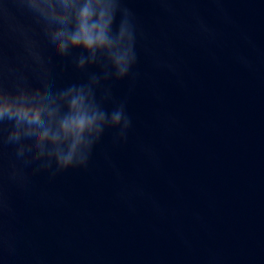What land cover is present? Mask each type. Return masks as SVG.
I'll use <instances>...</instances> for the list:
<instances>
[{
    "label": "clouds",
    "instance_id": "1",
    "mask_svg": "<svg viewBox=\"0 0 264 264\" xmlns=\"http://www.w3.org/2000/svg\"><path fill=\"white\" fill-rule=\"evenodd\" d=\"M31 26L10 24L21 52L9 60L0 45V158L10 146L8 179L20 187L32 174L50 178L87 168L108 130L114 143L127 139L132 119L126 101L115 100L109 81L134 78L138 25L127 0H14ZM5 9L0 6V16ZM39 35L50 49L45 55ZM69 59L87 73L81 83L56 88L49 65ZM96 67L98 72L88 71ZM101 91L98 98L97 91ZM111 101L109 111L105 103ZM0 164V217L8 208ZM3 243L0 236V244Z\"/></svg>",
    "mask_w": 264,
    "mask_h": 264
}]
</instances>
